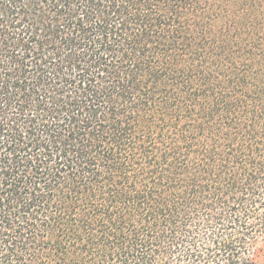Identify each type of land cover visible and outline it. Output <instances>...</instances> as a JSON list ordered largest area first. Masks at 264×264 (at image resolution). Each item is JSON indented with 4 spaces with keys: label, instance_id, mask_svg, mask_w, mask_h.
I'll return each instance as SVG.
<instances>
[{
    "label": "trees",
    "instance_id": "1",
    "mask_svg": "<svg viewBox=\"0 0 264 264\" xmlns=\"http://www.w3.org/2000/svg\"><path fill=\"white\" fill-rule=\"evenodd\" d=\"M0 264H264V0H0Z\"/></svg>",
    "mask_w": 264,
    "mask_h": 264
}]
</instances>
